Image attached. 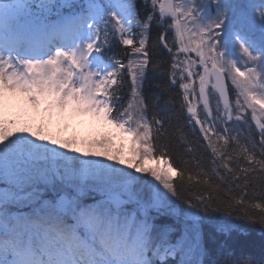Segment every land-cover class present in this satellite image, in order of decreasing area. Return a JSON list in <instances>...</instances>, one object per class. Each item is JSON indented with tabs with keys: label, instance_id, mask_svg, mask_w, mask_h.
<instances>
[{
	"label": "snow or ice",
	"instance_id": "obj_1",
	"mask_svg": "<svg viewBox=\"0 0 264 264\" xmlns=\"http://www.w3.org/2000/svg\"><path fill=\"white\" fill-rule=\"evenodd\" d=\"M150 71L178 86L195 141L144 95ZM15 93L111 125L140 175L110 140L81 158L16 127ZM209 212L264 237V0H0V264H264V239L256 257Z\"/></svg>",
	"mask_w": 264,
	"mask_h": 264
},
{
	"label": "rangeland",
	"instance_id": "obj_2",
	"mask_svg": "<svg viewBox=\"0 0 264 264\" xmlns=\"http://www.w3.org/2000/svg\"><path fill=\"white\" fill-rule=\"evenodd\" d=\"M6 103V119L15 120L16 127H26L30 131H39L47 140L56 141L57 147L61 143H65L69 145V148L78 150L74 153L69 152V154L81 156L84 152H102L104 149L96 147L94 142L102 139L110 140L111 144L107 148L109 155L118 156L119 159L125 161L124 164L118 166L124 167L127 171H133L135 175H140L127 168L128 161L132 160L131 153L128 150V138L122 136L118 130L101 119L90 114L74 112L71 107L63 111L54 108L47 109V106L43 103L36 107L27 101L24 93L9 94ZM13 130L15 131V128ZM121 144H123V148L117 151V149H120ZM69 148L61 150L68 152ZM81 158L85 157L81 156ZM86 158L100 159L105 163H115V161H108L107 157L103 155H90ZM142 163L146 168L164 167L162 164L158 165L155 161H143ZM169 174L173 177V173ZM148 179H152L150 175H148ZM161 190L163 191V189ZM176 205L177 211L185 207L181 201H176Z\"/></svg>",
	"mask_w": 264,
	"mask_h": 264
},
{
	"label": "trees",
	"instance_id": "obj_3",
	"mask_svg": "<svg viewBox=\"0 0 264 264\" xmlns=\"http://www.w3.org/2000/svg\"><path fill=\"white\" fill-rule=\"evenodd\" d=\"M108 55H111V53H108ZM164 59H166V57ZM166 85H167V80L165 76L160 75V73H152L150 71L143 85L144 95L146 97L161 96V100L157 108V111L160 113V115L166 117L172 114L173 123L177 125L183 124L185 128V132L189 135V138L195 141L196 139L195 134L191 131V129L186 125V123L183 120V116L185 114L182 113L180 109L181 100L179 98L180 90L178 86L172 87L168 91H162L163 89H165ZM169 99L172 100V103L168 102ZM170 151L172 152L173 160L177 164H180L182 166L181 161L176 159L177 154L182 152V147H176L174 145V148L170 149ZM173 178H175V173ZM200 215L203 216L206 214L201 212ZM207 215H210L215 218H223L226 222L232 223L236 225L237 228L243 229L245 232H247L248 233L247 238L255 242V248L253 249L254 254L256 257H259L260 243L261 240L264 239V237H262L260 234L261 226L259 224H250L245 220L238 219L236 216L229 218L224 216L222 212H209L207 213ZM203 231H204L203 246L205 248H211L213 245V240L210 235L211 230L207 226H204ZM237 235L238 233H233V237ZM218 239L222 240L224 239V237L220 236L218 237ZM211 258H212L211 256L202 257V259H204L205 261V264H207L208 260H210Z\"/></svg>",
	"mask_w": 264,
	"mask_h": 264
}]
</instances>
